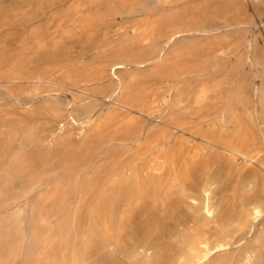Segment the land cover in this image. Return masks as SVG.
<instances>
[{
    "label": "rangeland",
    "instance_id": "rangeland-1",
    "mask_svg": "<svg viewBox=\"0 0 264 264\" xmlns=\"http://www.w3.org/2000/svg\"><path fill=\"white\" fill-rule=\"evenodd\" d=\"M48 2L0 0V264H264V0Z\"/></svg>",
    "mask_w": 264,
    "mask_h": 264
},
{
    "label": "bare ground",
    "instance_id": "bare-ground-1",
    "mask_svg": "<svg viewBox=\"0 0 264 264\" xmlns=\"http://www.w3.org/2000/svg\"><path fill=\"white\" fill-rule=\"evenodd\" d=\"M63 1L64 0H49L48 3H49V6H51V5H54V4L62 3ZM164 25H165V28H163L161 30V32L163 33V36L167 40H169L173 36L175 37L176 35H178L179 33L182 32L181 29H179L177 26L176 27H172L170 25L169 21H166ZM159 58H160V56H159ZM126 60L127 59H125L121 63H113V64L110 65L109 68L110 69L113 68V67H114L113 69L119 68V67L122 66V64L125 63ZM113 74H114V72H113ZM203 94H204L203 91L200 92V94L198 96V99H201L203 97ZM71 121H73V120H71ZM87 121H89V118L87 119ZM222 149L224 150V152H226V155H227L228 159L231 162L234 161L233 160V157H236V156H238V157H240L242 159H247L246 154L243 153V152H241V150L239 148H237V146L226 147V148H222ZM211 185H212L211 184V176L208 175V174H205L203 176L202 185L200 186V189H199L200 190V193L202 195L201 211H202V213H203V215L205 217L210 218V219H212L214 217V211H215L214 210V206L210 203V197H209L210 191H211ZM194 203H196V202L194 201ZM249 216H250V218H251L252 221H258V220H260L263 217V212H262V210L260 208L253 207L250 210ZM253 229H255V228H253ZM198 245H199V247H197L194 250H192L193 251V260H191L190 264H202V263H204L206 260L209 259L210 255L212 253H214L215 251L223 248L226 244H224V243H217L214 246H209L206 241H200Z\"/></svg>",
    "mask_w": 264,
    "mask_h": 264
}]
</instances>
